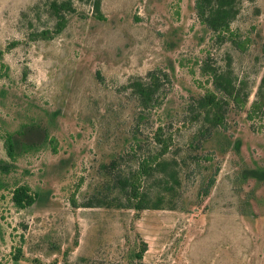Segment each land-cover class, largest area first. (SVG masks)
Listing matches in <instances>:
<instances>
[{
  "label": "rangeland",
  "instance_id": "rangeland-1",
  "mask_svg": "<svg viewBox=\"0 0 264 264\" xmlns=\"http://www.w3.org/2000/svg\"><path fill=\"white\" fill-rule=\"evenodd\" d=\"M51 1L0 0V264H264V117H248L264 76V0H237L230 30L243 50L199 23L195 0H100L104 20L71 0L58 34ZM203 63L230 72L243 98L204 139L188 112L211 88ZM158 70L161 100L139 119L127 85ZM31 120L56 151L48 142L11 162L3 137ZM158 126L171 137L162 209L86 207L101 165L121 155L135 169ZM18 186L32 206L13 204Z\"/></svg>",
  "mask_w": 264,
  "mask_h": 264
},
{
  "label": "trees",
  "instance_id": "trees-1",
  "mask_svg": "<svg viewBox=\"0 0 264 264\" xmlns=\"http://www.w3.org/2000/svg\"><path fill=\"white\" fill-rule=\"evenodd\" d=\"M89 3L93 16L97 20H104L100 8V0H79ZM195 12L199 23L211 32L219 41L228 39L235 47L243 50L244 42L235 39L230 30L231 22L236 18L239 10L237 0H195ZM48 14L55 20L53 33L58 34L65 27L67 17L75 12L71 0L49 3ZM41 39H49L50 31L38 34ZM202 76H206L211 88L206 89L188 105L191 121L199 125L197 134L201 138L211 136L219 130L225 122L228 107L232 103H242L241 91L232 80L227 70L211 67L207 63L200 66ZM168 80L167 74L158 70L149 72L145 78L137 77L127 85L135 97L139 107V119L149 115L158 105ZM250 119L264 117V76L257 88L254 101L250 105ZM162 126H158L153 133L154 148L143 156L135 169L122 170L123 156L111 159L102 164L100 170L104 174L101 187L86 202V207H105L115 209H131L134 211L162 209L164 198L168 190L170 164L168 153L171 145L170 135H165ZM50 143L52 151H56L54 140L49 141L47 129L34 120L22 123L3 137V147L6 157L15 162L19 156L35 152ZM214 183L211 177L203 189L206 195ZM12 202L18 208L32 206L36 195L28 187L18 186L12 192ZM140 257L141 254H138Z\"/></svg>",
  "mask_w": 264,
  "mask_h": 264
}]
</instances>
